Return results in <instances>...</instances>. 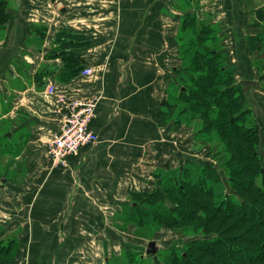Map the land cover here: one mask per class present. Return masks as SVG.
Wrapping results in <instances>:
<instances>
[{"label": "crops", "instance_id": "0c3cea01", "mask_svg": "<svg viewBox=\"0 0 264 264\" xmlns=\"http://www.w3.org/2000/svg\"><path fill=\"white\" fill-rule=\"evenodd\" d=\"M204 27L217 31L264 131V0H0V222L14 237L10 264H110L143 249L118 231L117 215L161 173L212 163L196 122L176 126L170 105L183 43ZM243 81L256 85L244 92ZM49 84L69 101L97 100L90 129L99 141L65 164L49 154L65 113Z\"/></svg>", "mask_w": 264, "mask_h": 264}, {"label": "trees", "instance_id": "16d2710c", "mask_svg": "<svg viewBox=\"0 0 264 264\" xmlns=\"http://www.w3.org/2000/svg\"><path fill=\"white\" fill-rule=\"evenodd\" d=\"M216 35L217 31L204 27L185 39L182 46L185 74L180 76L182 84L177 88L179 95H173L170 105L174 108L176 126H188L196 122L198 140H203L211 146L220 144L215 153L212 151L210 158L221 168L227 166L237 169L229 173L231 181H234L236 179L233 176L243 174L242 171L245 172L244 175L253 174L260 168L259 173L263 172L264 164H259V158L260 154L264 153V150L260 151L264 145L258 128L254 127L255 123L252 124L254 116L249 109H245L246 97L236 84V70L227 62ZM199 121L204 122L201 127L197 126ZM215 166L212 163L190 162L183 168L169 173V176L173 177L165 186L155 187L152 193L145 195L146 200L151 198V201H162L161 204L166 208L161 204L149 208L145 205L150 203L136 202L127 210L130 216H135L131 222L137 224L139 221L140 226L157 224L174 229L198 222L200 228L196 229L195 234L201 237L188 242L184 249L171 250L172 254L166 260L172 261L173 264H219L216 257L220 254L216 248L221 252V258L226 264H237V260L242 264L244 257H247L245 260L250 264H264V222L259 216L246 217L242 209L254 208L252 202L260 201L255 194L260 195L263 187L257 185L253 190L254 186L250 187L251 181L245 180L247 184L242 190L253 198L249 201L250 204L242 203L239 198L233 199L232 195L223 193L216 180L218 170ZM184 175L190 179L186 181ZM234 188L238 189L236 186ZM172 191L177 196L174 194L170 197ZM201 210H206L204 212L208 214L201 216ZM249 224L259 226L253 227ZM244 228H247L243 234L244 238L249 235L263 238L258 244L257 239H245L247 246H255L252 249V253L257 254L255 256L248 253L247 248L236 245L242 241L235 233ZM2 231L3 225H0V261L2 264H10L13 240L7 241L8 236H3ZM222 236L228 239L225 240ZM243 253L242 257L237 255ZM139 254L137 261L132 257L133 251L126 255V259L131 258L127 264H146V255L141 252ZM208 257L213 258L214 262H207ZM1 258H5V261ZM149 259L155 263L159 256L148 257Z\"/></svg>", "mask_w": 264, "mask_h": 264}, {"label": "rangeland", "instance_id": "374dc122", "mask_svg": "<svg viewBox=\"0 0 264 264\" xmlns=\"http://www.w3.org/2000/svg\"><path fill=\"white\" fill-rule=\"evenodd\" d=\"M180 79H181V77L178 79L177 88L179 87L180 84H182V82H180L181 81ZM175 95L176 96L179 95V92L177 90H176ZM175 109H177V108H175ZM245 109L248 110V108L246 106V100H245ZM249 110L251 111L252 115L254 116V112L251 109H249ZM177 114H178V111H177ZM202 123H204V122L203 121H201V122L199 121L197 123V126L201 127ZM254 123H255V125H254ZM252 124L254 125V127L256 126V128H258V132L261 135L262 144L264 145V138H263L264 137V131H263V127H262L261 124H259V121H257V119H255V116H254V121H252ZM196 142H197V145L200 146V147L208 146V149L210 150V152H209L210 154H212L213 152L215 153V151H217V147L220 146V144L218 143V145L217 144H216V146L212 145L213 146L212 147L211 145H207V142H204L203 140H196ZM263 150H264V148L260 149V151H263ZM260 156L261 157L259 158V164L260 163L264 164V153H261ZM212 163L214 165H218V164H216V161L212 160ZM217 170H218V173H217L218 175L216 174L217 175L216 180L218 181L219 185L221 186V189L223 190V193H225V194L228 193V194L232 195L231 197L233 199L239 198V201L242 202V203L243 202L249 203V201H251V198H253V196H251V195L247 196L245 194V192L242 190L243 186L247 184L245 182V180H247V181L250 180L251 181L250 182L251 183L250 187L254 186L253 190H255V188H256L255 186H257V185L258 186L261 185V187H263L262 190H261L262 193H259L261 196L258 195L257 193L255 194V197H258L260 201H257V200L253 201L252 200L253 202H252L251 205H254V208H245V207H243L242 209H243V214L246 217L251 216V215L259 216V217H261L262 221L264 222V169H263V172L261 174L259 173V170L258 171L255 170L253 174L250 173L249 175H244L245 172L242 171L243 174H241L239 176H236V175L233 176V178L236 179L234 181L232 180L233 182L231 181V176H230L229 173L231 171H234V170H237V169H230V167H227V166H223L221 168L219 166V169H217ZM186 176L187 175H184V179L186 181H188L190 178L186 177ZM172 177H173V175L169 176V173H161L157 177L158 178L157 180L155 178V180L157 181L156 187L162 188L163 186H165V184L169 180L172 179ZM236 181H240V182H236ZM257 181H258V184H257ZM234 185L238 189H235ZM152 191H154V190H151V191L149 190L148 193H152ZM172 192H170V197L174 196V194L177 196V194L174 191H172ZM255 197H254V199H255ZM233 199H232V201H233ZM133 200L135 202H137V203H141L142 201L150 203L149 205H145V206H148L149 208H155L156 205H159V204L162 203V201H160V200L159 201H157V200L151 201V198H149V199L147 198V200H146L145 197H139V196H138V198H136V197L133 198ZM151 202H153V203H151ZM162 206H163V208H166V206L164 204ZM204 211H206V210H201L200 211V215L201 216H204V215L208 214L207 212H204ZM128 213H129L128 211L127 212L123 211V212H121V214L117 215V219L119 221L117 229H118L119 232H122V233H129L130 234L132 232L133 235L136 236L134 238H135V243H138V246H139L141 241L143 242V249L140 250V251H141V253H143L147 257L146 258L147 260L145 261L146 264H173L172 261L166 260V258H168L172 254L171 250H173V249H175V250L184 249L185 245H187L188 242H190L193 239L201 237L199 234H195V233H197L196 229L198 230V228H200L197 225L198 222H196V221H195L196 224H194V225L193 224H190L191 226L183 225L182 227L180 226V227H177L176 229H174L172 227L160 226V225H157V224L156 225L150 224V225H146V226H140V222L139 221H138L137 224L135 222H131L132 219L135 218V216H130ZM237 214H238V211H237ZM210 215H212V213ZM150 217L152 218V215H150ZM0 225L2 226L1 222H0ZM249 225H252L253 227H256V226L258 227L259 226V225H256V224H254V225L253 224H249ZM194 226L197 227V228H195ZM246 229L247 228H244L241 231H238V232L235 233V235H238L239 239H241V241H242V243L236 244V245H239V247L241 246L242 248L243 247L247 248L248 253H250L251 255L255 256L257 254L252 253V249L255 246L253 248H251L250 246L246 245L245 241L247 239L254 240V241H255V239H257L256 242L258 244L259 241H261L263 238L257 237V236L254 237L253 235H249L248 238H244L245 236H243V234L245 233ZM3 230H4V227H3ZM222 238L225 239V240L228 239V238L223 237V236H222ZM10 239H14V237L8 236V240L7 241H9ZM125 240H126V238H125ZM127 241L128 242H131V241L134 242L133 238H130V237L127 238ZM151 241H154L156 243L155 246H156L157 252L155 253V255L147 254L148 244ZM242 245H245V246H242ZM139 249H141V247ZM216 250L218 251V254H220L218 257H216L217 263L219 262V264H221V263L226 264L227 262H225L221 258V252H219V250L217 248H216ZM140 251L139 250L138 251L137 250H133L134 256H132V257H133V259L135 261H137V259H138L137 256L140 255L139 254ZM130 252L132 253V251H126L125 250L120 256L115 257L111 261L110 264H127V263H129L131 258L126 259V255H129ZM237 255L242 257L244 255V253L243 254H237ZM153 256H159V259L156 260L155 263L152 262V260H150V259L148 260V257L152 258ZM245 258H247V257L242 258V261L244 260L243 262H245V263L242 262V264H250V262L246 261ZM1 259L3 261H5V258H1ZM233 259H236V258H233ZM206 261L207 262H211V263L214 262L213 258H211V257L206 258ZM228 261H229V257H228ZM236 263L237 264H241V261L237 260ZM0 264H2L1 261H0ZM139 264H140V262H139Z\"/></svg>", "mask_w": 264, "mask_h": 264}, {"label": "built area", "instance_id": "2783aa9c", "mask_svg": "<svg viewBox=\"0 0 264 264\" xmlns=\"http://www.w3.org/2000/svg\"><path fill=\"white\" fill-rule=\"evenodd\" d=\"M92 68L83 71V76L92 74ZM46 92L56 97L57 103L62 104L65 113L60 119V130L50 138L49 154L57 164H65L67 157L78 155L82 147L96 145L99 136L90 129V123L95 116V98L88 100L69 101L55 85L49 84Z\"/></svg>", "mask_w": 264, "mask_h": 264}, {"label": "water", "instance_id": "95a60500", "mask_svg": "<svg viewBox=\"0 0 264 264\" xmlns=\"http://www.w3.org/2000/svg\"><path fill=\"white\" fill-rule=\"evenodd\" d=\"M255 85H256L255 82H252V81H243L242 82L243 91L244 92H247L251 86H255ZM216 169H219V166L218 165L216 166ZM155 245H156V243L154 241L149 242L148 248H147V254H149V255H155V253L157 252V249H156V246Z\"/></svg>", "mask_w": 264, "mask_h": 264}]
</instances>
